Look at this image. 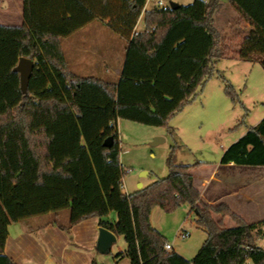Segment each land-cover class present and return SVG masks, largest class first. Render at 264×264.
<instances>
[{
  "label": "trees",
  "instance_id": "obj_1",
  "mask_svg": "<svg viewBox=\"0 0 264 264\" xmlns=\"http://www.w3.org/2000/svg\"><path fill=\"white\" fill-rule=\"evenodd\" d=\"M146 2L23 0V24H0V264H17L4 252L12 222L63 209L70 211L69 227L100 218L101 226L123 236L131 264H264V247L257 244L264 219L248 222L224 202L204 201L191 170L205 163L178 161L177 140L167 156L168 175L125 193L118 129L119 119L168 126L214 75L232 102L245 107L216 63L237 59L264 69V0H227L238 15L234 49L215 24L222 0L156 5L145 11V30L135 32ZM95 20H108L127 40L117 81L68 68L61 39ZM21 57L35 62L26 91L15 69ZM108 137L114 139L110 147ZM220 162L264 166V117L224 150ZM184 204L207 234L191 259L167 250L150 219L154 207L173 212ZM111 212L117 220L107 218ZM225 216L235 225L226 226Z\"/></svg>",
  "mask_w": 264,
  "mask_h": 264
},
{
  "label": "rangeland",
  "instance_id": "obj_2",
  "mask_svg": "<svg viewBox=\"0 0 264 264\" xmlns=\"http://www.w3.org/2000/svg\"><path fill=\"white\" fill-rule=\"evenodd\" d=\"M159 1L169 5L170 1L188 4L193 0H151L150 4ZM19 2V0H1L0 23H7L4 16L6 14L3 11L6 13L11 11L15 14L19 9ZM234 17V12L227 4L216 14L217 27L227 37L226 43L232 49L235 48L239 39L236 36L237 26L232 21ZM96 25L98 23L88 26L80 34H76L74 38L76 40H69L65 44L70 66L80 75H96V73L90 61L85 59L79 62L76 58L77 47L79 49L81 44L86 42L87 48L95 49L97 46L94 43H97V39H103L102 33H104L103 37H106L105 33L108 30L112 31L107 27L103 32L102 28ZM81 33H85L86 36L81 37ZM85 55L89 56L90 53ZM217 68L235 85L245 107L240 103L232 102L224 92L222 79L215 75L208 80L203 90H198L191 103L170 118L168 126H152L120 119L118 129L121 141V163L127 171L125 183L129 187L135 186V180L142 176L147 183L167 176V156L176 140L181 144V148L177 150L178 161L188 164H195L198 161L207 165L219 164L224 147L238 140L251 125H256L264 117V69L262 66L252 62L222 60ZM246 112L248 114L245 122L240 123ZM169 126L176 130L177 136L169 132ZM156 137H163L165 140L152 145ZM123 191H126V187H123ZM190 209L188 204L180 206L173 212H165L160 207H154L150 216L151 224L161 231L176 252L187 259L196 255L207 236L206 232L197 226V215ZM65 215L69 218L70 211L62 214V218ZM214 217L220 219L221 215L214 214ZM227 217L232 219L230 216L224 217L226 226ZM44 219L46 217L41 218V220ZM24 221L33 224L40 220L37 217H31ZM185 231L190 233L189 237L181 235ZM260 244L264 247V238L261 239ZM125 245L124 237L120 236L115 248L123 249Z\"/></svg>",
  "mask_w": 264,
  "mask_h": 264
},
{
  "label": "crops",
  "instance_id": "obj_3",
  "mask_svg": "<svg viewBox=\"0 0 264 264\" xmlns=\"http://www.w3.org/2000/svg\"><path fill=\"white\" fill-rule=\"evenodd\" d=\"M19 1V9L15 14H12L11 11H8L9 13L3 11L6 14L4 16L7 23L0 24L17 26L23 24V0ZM150 3L151 0H147L144 12L140 15L134 28L135 32L145 30V11L158 5L155 2L152 5ZM222 3L223 6L225 4L229 5L227 0H222ZM162 5L164 6L163 3ZM230 8L235 14L233 21L238 15L231 6ZM107 21L105 20V22ZM105 22L95 20L70 36L61 39L62 50L71 72L81 77H95L106 81H117L119 79L125 60L127 40L119 37L115 32L108 30L105 33L106 37H103L104 33H102L101 38L103 39H97V43H94L97 46L95 49L87 48L86 42L81 44L82 46L79 49L77 47L78 55L76 58L79 62L85 59L90 61L96 75H80L74 72L65 50L66 42L76 40L74 39L76 34H80L82 30L94 23H98L96 27H101L104 32L105 28L108 27ZM215 24L217 26V21H215ZM81 34V37L86 36L85 33ZM81 40H84V38H81ZM86 53H90V55L87 56L85 55ZM222 60L241 61L237 59ZM222 60L219 62L221 63ZM219 62L216 63L217 70H219L217 68ZM219 71L221 72V70ZM119 121L120 119L118 120V125ZM227 147H224L223 152ZM191 172L194 176V184L200 190L206 202L210 204L224 202L248 222L264 219V166L222 164L220 162L219 164H204L195 167ZM150 183L152 182H145L142 176L135 180V186L129 187L125 183L124 177L123 187H126L124 192H134L139 189V186L142 185L144 187ZM68 210L63 209L56 213L49 212L36 216L40 221L33 224L26 223L24 220L12 222L8 227V237L4 252L17 264H131L130 258L125 254L127 243L123 249L115 248V244L120 238L119 235L115 234L116 240L111 244L107 252L100 251L98 239L100 228L103 227L100 224V218H90L69 227V218L66 215L62 218V214H65ZM45 217L46 219L41 220V218ZM107 218L115 221L117 220V214L111 212ZM225 222L228 223L227 226L229 227L235 225L234 221L228 217ZM262 238L264 236L257 239V244L260 246H262L260 244ZM120 252H123V254L118 256Z\"/></svg>",
  "mask_w": 264,
  "mask_h": 264
},
{
  "label": "water",
  "instance_id": "obj_4",
  "mask_svg": "<svg viewBox=\"0 0 264 264\" xmlns=\"http://www.w3.org/2000/svg\"><path fill=\"white\" fill-rule=\"evenodd\" d=\"M170 7L172 8H177L180 6L178 2L175 1H170ZM35 62L33 59L28 58V57H21L19 59L18 65L15 67L17 71L20 72V78H21V86L24 91L27 89L28 85V80L32 74L33 68H34ZM165 139L163 137H156L154 141L151 143L152 145H157L161 142H163ZM114 142L113 137H108L104 144L105 146H112ZM142 187L139 186V189ZM116 240L115 233L111 231L108 228L101 227L100 228V234H99V239H98V248L102 252H107L111 244Z\"/></svg>",
  "mask_w": 264,
  "mask_h": 264
},
{
  "label": "built area",
  "instance_id": "obj_5",
  "mask_svg": "<svg viewBox=\"0 0 264 264\" xmlns=\"http://www.w3.org/2000/svg\"><path fill=\"white\" fill-rule=\"evenodd\" d=\"M159 4L162 5V2L160 1ZM162 6H163V5H162ZM181 235H182L183 237H188V236H189V232L185 231V232L182 233ZM165 247H166V249L169 250V251L173 249L172 244H170V243H168V242L166 243Z\"/></svg>",
  "mask_w": 264,
  "mask_h": 264
}]
</instances>
